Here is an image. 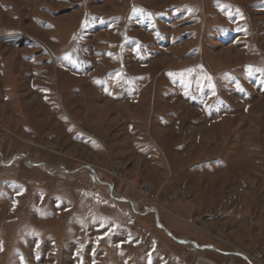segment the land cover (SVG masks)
I'll list each match as a JSON object with an SVG mask.
<instances>
[{
    "label": "rangeland",
    "instance_id": "374dc122",
    "mask_svg": "<svg viewBox=\"0 0 264 264\" xmlns=\"http://www.w3.org/2000/svg\"><path fill=\"white\" fill-rule=\"evenodd\" d=\"M0 264H264V0H0Z\"/></svg>",
    "mask_w": 264,
    "mask_h": 264
},
{
    "label": "bare ground",
    "instance_id": "6f19581e",
    "mask_svg": "<svg viewBox=\"0 0 264 264\" xmlns=\"http://www.w3.org/2000/svg\"><path fill=\"white\" fill-rule=\"evenodd\" d=\"M1 36L9 39L11 37L17 36V34L6 32V33L1 34Z\"/></svg>",
    "mask_w": 264,
    "mask_h": 264
},
{
    "label": "snow or ice",
    "instance_id": "6c2138e0",
    "mask_svg": "<svg viewBox=\"0 0 264 264\" xmlns=\"http://www.w3.org/2000/svg\"><path fill=\"white\" fill-rule=\"evenodd\" d=\"M249 74H251V70H249ZM170 75H172V74H170Z\"/></svg>",
    "mask_w": 264,
    "mask_h": 264
}]
</instances>
